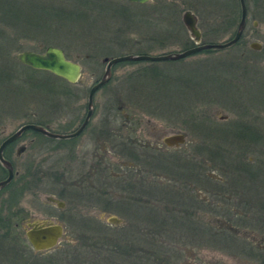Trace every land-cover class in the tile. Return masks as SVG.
I'll return each instance as SVG.
<instances>
[{
	"label": "rangeland",
	"instance_id": "rangeland-1",
	"mask_svg": "<svg viewBox=\"0 0 264 264\" xmlns=\"http://www.w3.org/2000/svg\"><path fill=\"white\" fill-rule=\"evenodd\" d=\"M214 1L153 0L137 4L126 0H6L4 6L9 11L0 17V75L4 77L0 82V143L28 121L47 124L50 129L60 132L78 127L87 111L89 89L104 74L105 58L136 53L140 47L148 48L150 55L170 51L177 53L190 48L195 39L182 21V15L187 10L197 16L196 26L201 33V43L228 40L237 24L230 26L228 23L216 22ZM253 20L257 22L255 28L252 26ZM244 34L245 41L238 45L220 50H204L178 60L116 63L109 83L94 94L93 113L80 136L64 140H51L31 132L21 136L16 147L26 145L27 149L15 157L16 168L24 175L30 164L28 162L34 161L37 166L32 170V179L37 181L39 175L42 176L41 170L49 174L47 177L46 174L42 176L38 182L39 189L32 188L31 192H27L23 206H27L26 202L31 199L30 193L46 196L54 192L65 203L66 212L60 211L58 220L66 227L59 248L47 253L44 258H28L30 264H38L34 261L43 259L39 264L157 263L145 256L140 257L129 244L134 232L130 223L138 221L142 222L139 225L146 224L143 221L150 216L142 212L135 213L136 220L132 209L139 200L135 199V195H130L134 191L127 194L117 185L119 177L116 173L122 169L118 167L115 142L111 143L102 136L104 118H108L112 124L113 133H117L126 124L125 114H128L131 122L136 123L142 117L141 124L136 126L146 133L143 137L153 132H157L161 139L171 133H184L188 144L178 151H171L172 163L173 160L184 162L183 156L194 153L193 146L199 137V122L217 131L222 128H241L245 135H253L254 139L247 141L248 136L246 139L232 140V137L223 138L224 135L219 132L215 137L204 136V145L201 144L200 148L207 149L202 154L204 165L201 166V172L220 181L219 186L225 192V197L219 200L224 202L222 207L226 204L235 206L236 210L241 208L231 201L238 195L231 189L239 190L242 183L247 185L251 181L258 189L252 188L249 194L244 190L247 198L258 197L264 200V18H250ZM149 37L153 38L147 39ZM247 40H257L262 44V49L252 50ZM48 46L63 49L67 59L81 66L82 74L78 82L70 83L48 71L33 69L16 58L19 52L29 50L42 53ZM135 95V100L139 102V112L137 106L126 104ZM120 102L124 106L117 108ZM153 107L154 112H157L155 115L144 111L153 110ZM228 132L230 130L223 131ZM150 139L153 140V137ZM248 142L262 143L263 148L248 151L238 146L247 145ZM240 161L246 164L245 168L238 165ZM256 162L262 164V167ZM172 163L168 164L170 177L165 170L151 171L154 173L153 182L159 181L161 185L167 186L176 183L178 186L181 180L186 181L175 174L188 172ZM235 163L242 169L239 170ZM174 166L177 168L173 169ZM189 171V174H195L196 170L190 168ZM5 175L0 166V180ZM194 180L195 177L191 180L193 186L190 193L197 198L203 191L200 186L197 187L199 192L196 191ZM18 181L19 178L12 186ZM52 185H56L55 191ZM0 190L2 201L7 189L2 186ZM160 197L155 199L151 209L156 210L155 229L162 218H168L167 231L161 236L166 247L162 242L159 247L156 244V247L150 248H165L162 250L167 252L169 249L170 254H177L171 264H210L209 261L217 258L225 264H256L260 260L257 257L263 255L254 249L257 246L264 249L262 213L252 214L250 224L253 227L248 225L246 230L238 233L247 237L242 242H249L253 253L238 257L213 250L206 243L201 254V249L195 246L196 216L194 218L186 213L187 208H194L197 202L193 203L186 198L180 202L177 198ZM37 199L40 200L39 196ZM69 213L74 215L72 221L78 224V228L64 223ZM205 213V222L218 225L215 216L221 214L213 215L209 209ZM63 215H66L65 218H62ZM109 217L118 218L120 222H110ZM230 219V224L224 222L223 225L229 226V231L239 230L232 226L236 225L237 220ZM179 222L182 223L181 231L184 233H181V238L173 234L176 232L174 228L181 229L178 227ZM154 233L157 240L160 233ZM25 240L22 229L14 230L9 226L0 228V244L3 248L9 246L12 249L18 245L21 255L26 259L25 255H32V252ZM116 244L122 245L119 250H116ZM199 255L208 262L203 260L201 263ZM108 259L113 260L112 263H108ZM160 264L167 263L162 260Z\"/></svg>",
	"mask_w": 264,
	"mask_h": 264
},
{
	"label": "flooded vegetation",
	"instance_id": "flooded-vegetation-1",
	"mask_svg": "<svg viewBox=\"0 0 264 264\" xmlns=\"http://www.w3.org/2000/svg\"><path fill=\"white\" fill-rule=\"evenodd\" d=\"M150 1H153V0H149L148 2H150ZM128 2H130V1H128ZM130 3H135V2H130ZM242 3H244V8H245V19H244L245 26L243 29V33L241 34V36L239 37L237 42H235L234 44H232L229 47H232L234 45H238L244 40V38H245L244 33H245V30L247 28V23L249 22L250 18H264V0H215L214 1L213 6H214V13H215L214 14L215 21L219 22V23H228L230 26L231 25L235 26L237 24L235 30L233 31V33L229 39L234 37L236 30H237V27H238V24L242 19V16H243ZM196 18H197V16H196ZM252 24H253L252 26H254L253 28H255V26L257 25V22H255V20H253ZM151 38H153V37H151ZM151 38L149 37L147 39H151ZM246 42L248 43L249 47L251 48V46H250L251 43L252 42H258V41L257 40H250V41L247 40ZM258 43L260 44L259 49H253V48H251V49L255 50V51H260L262 49V44L260 42H258ZM195 45H196V43L194 42L190 46V48L194 47ZM140 49H142V50H140ZM187 49H189V48H187ZM144 50H146V51H144ZM147 50H148V48L145 49V47H140V48H138V51L136 53L135 52H133V53L129 52V53L124 54V55L148 54L149 52ZM184 50H186V48L181 50V51H178V52H182ZM169 53H176V52H171V51L170 52H163V53L160 52V54H169ZM109 59H111V58H109ZM129 62H136V61H129ZM106 63L107 62L105 61V65H106ZM113 69H114V65L111 67V77L108 79V81L104 85L109 83V81L111 80V78L113 76ZM121 82L123 83V79L121 80ZM136 98H137V96L135 95L134 99L128 101L126 104L132 103L131 105L137 106L136 109L138 110L139 109V102L135 100ZM135 102L137 105L134 104ZM123 106H124V104L122 102H120V106L118 105L117 108L123 107ZM155 106H158V105H155ZM143 108H145V107H143ZM153 108H154L153 110H144V111L151 112L155 115V113H157V112H154L155 107H153ZM86 109L88 110L87 105H86ZM120 112H122V111H120ZM137 112H139V110ZM137 112H134V114H137ZM86 113H87V111H86ZM122 113L124 114V112H122ZM85 116H86V114H85ZM85 116L82 119V121L78 127H76L74 130L68 131V132H65V131L60 132L59 130H57V131L52 130L47 126V124H43L41 122L28 121L27 123H32V124H37V125L43 126L44 128H46L47 131H49L51 133L69 134V133L75 132L81 126V124L83 123V121L85 119ZM123 116L126 117V120H127L126 124H123L122 128L119 129L117 133L112 132L113 126H111L112 124L109 122L108 118L103 119V125H105V127H103L101 129V131H102L103 138L109 139L111 143L115 142L114 146L117 147L115 154L119 157L118 167H120L122 169L120 173H116V176L119 177L117 185L120 186L123 191H126L127 194L134 191L130 195H135L134 196L135 199L139 200L137 205H135L133 207L132 214H134L136 220H137V216L135 215V213L138 214V213L142 212V213L150 216L149 219H147L146 221H143L144 223L146 222V224L139 225V223H142V222L137 223L138 221H136L135 223H132V224L130 223V225L132 226L131 227L132 231H134V232H133V235L131 236L132 242L130 241L129 244H130V246H132L134 248V250H136L137 254L138 255L140 254L139 255L140 257L145 256L149 260H153L154 262H157L156 264H160L162 260H165V262L167 264L169 262H170L169 264H171L173 257H177V254H174V255L170 254L169 249H167V252H166V250L165 251L162 250L165 248H161L159 250L156 248H150V247H156V244H158V247L160 246V244H163L162 242H164V240H162L161 236L164 233H166V231H167L166 228H168V226H166V224H169V223H167L168 218H167V216H165L164 219L162 218V220L160 222L163 224L161 225L159 223L158 228L155 229V226H156L155 222L156 221H154V219L156 216V210L151 209V207H152V205H155V199H157V197H159V196L166 197V198H177L180 200V202L184 201L185 198L189 199V201H191L193 203H195V201L197 202V205L194 208H192V207L187 208L186 211H188V212H186V213L189 215H193L194 218L196 216L197 229L195 228L196 232L194 233L195 238H196L195 246L197 248L201 249V251H200L201 254L203 252V245L206 243L209 244V247L213 250L216 249L217 251H219L221 253H232L233 255H237L238 257H242L243 255L253 253L254 252V251H252L253 248L249 247V242L246 241L247 244L242 242L243 240H246L247 237H245L242 234L240 235L238 233L241 230H246V227L248 225L250 227H253L250 224V218H251L252 214H256V212H257V214L262 213L263 220H264V200H263V198L254 197V199H250V198H247L246 194L244 193L245 192L244 190H247L246 192L249 194V192H251L252 188L258 189V187L256 186L255 183H252V181H251L247 185H243V183H242V186H240L241 188H239V190H243V191H239L236 189L235 184L233 182H231L233 184V188L236 189V190L231 189V191H235V194L236 193L238 194L237 197L236 198L234 197V199L231 201H233L235 204H237L241 208H237V210H236L235 206L234 207H233V205L226 206V204H224L223 205L224 207H222L221 205L224 202L221 203L219 200L225 197V195H224L225 192H222L223 188L221 186H219L221 184L219 180H215L213 177H211V175L209 176V175L202 174L201 166L204 165V158H203L202 154H203L204 149H207V147L206 148L204 147V149L200 148L201 144L204 145V138H205L204 136L205 135H207L209 137L210 136L215 137L219 132L221 135H224L223 138L231 139L230 137H232V140H236V138H238V139L245 138L246 139L249 136L247 141L253 140L254 139L253 135H245L244 131L241 128H236V127L235 128L234 127L222 128V130L217 131V129L213 130L209 127H205V126H203L202 122H199L198 127H197V131L199 134L197 136H199V137L197 138V143H195V146H193L194 147V149H193L194 153L193 154L188 153L189 156H183L184 162H183V160H173V163H172L171 159H172L173 153L171 151H173V150L178 151L179 149L183 148V146H186L188 144L187 140H186V135L184 133H182V132L171 133V134L165 135L161 139L160 135L157 132H153V133H149L148 137H143L145 132L143 131V129L141 130L140 127L137 128V126H136L137 124H141L142 117H139L138 118L139 121L136 123L135 121L131 122V120H129L128 114H125ZM89 120H90V118H89ZM89 120H88L87 125L84 127V129L78 135L72 136L69 138H75L77 136H80L84 132V130L87 128V126L89 124ZM27 123H25V124H27ZM106 127H108V128H106ZM123 128H124V130H123ZM226 130H230V132L223 133V131H226ZM16 131L17 130H15L14 132L7 135L5 138H3V140H5L6 138H8L12 134H14ZM27 132H31L35 136L46 137V138L51 139V140L52 139H61V138H54V137L48 136L46 134L37 132V131L32 130V129H27V130L23 131L15 140H13L9 144H7L2 151L3 157L10 163L13 176H12V179L3 186V189H7L6 190L7 192L5 193V198H3L2 201L0 198V228H6L9 226V228H12L14 230L22 229L24 231V234H25L26 244L28 243V245L30 246L32 255L26 256L24 254L26 257V259H25L21 255V252H20L21 248L19 247L20 248L19 249L17 247L18 245L14 246L11 249L9 246L6 248H3V245L0 244V264H30V260H28V258L29 259L33 258V257H38V259L42 258V257L44 258V256L47 253L55 251L59 248V246H58L59 241L63 237V235L65 233V229H66L65 225L62 222L60 223L58 221L61 212L65 211V203L63 201H60L54 192L49 193L46 196H44L41 193H35V192L30 193L31 199L26 202L27 206H25V205L23 206V203L25 204L24 199L26 197L27 192H29V191L31 192L32 188L36 189V190L39 189L40 185L38 184V182H40L42 180L41 179L42 176H44L45 174H46V177L49 176V174L46 173V170L39 169L42 172V176L39 175L40 178H37V181L32 179V175H33L32 170L34 169V167L37 166L34 161L28 162V163H30L28 165L31 169H28L29 167L27 166V168L25 169L24 175L22 174L23 173L22 171H20L16 168L15 157L22 155V153H24L27 149L26 145L16 147V143L21 138V136ZM115 134H117V135H115ZM145 135H146V133H145ZM177 136H182L183 141H179V140L174 141L173 139H171V138H174ZM151 137H153V140L150 139ZM69 138H64V139H69ZM64 139H62V140H64ZM2 141H1V143H2ZM197 144H199V145H197ZM31 145H32V143H31ZM238 146H243L248 151L255 150L256 148H259V147H260V150L263 148L262 143L256 144V143H252V142H248L247 145L238 144ZM28 148H29V146H28ZM211 149H213V148H211ZM103 150L107 151L105 148ZM193 156H194V158H193ZM214 156H215V152L213 151L212 157H214ZM161 157H163V158H161ZM241 161L239 162L238 165L243 166V167H244V165L246 166V164L242 163ZM169 163H172L173 165L177 164L176 166L178 168H180L182 170L184 169L186 172H188V173L183 172L181 175L175 174L176 176H180L182 178H185L186 181L181 180L180 181L181 184H179L178 186L176 183H175V185L171 186V184H170L169 186H167V185H161V183H159V181H156V183L153 182L154 179L152 180V177L154 176V173L151 171H153L155 169L165 170L167 172V176L170 177L171 172L169 171V165H168ZM256 163H257V165L259 164L258 162H256ZM190 164H192L193 166L191 167ZM238 165H237V167L239 168V170H241L242 168L239 167ZM0 166L2 167V169L6 173L5 177L1 178L0 181H2L3 179H5L7 177L8 170L5 167H3L1 165V163H0ZM259 166L262 167V164H259ZM177 167L174 166L173 169H176ZM256 167L258 169V166H256ZM190 168H193L196 170L195 174H193V172L189 174ZM258 170L260 172L262 171L261 168ZM22 176H24L25 178ZM194 177H195L194 181L196 183V191L199 192V189L197 188L199 186H200L201 191H203L202 192L203 195L202 194L197 195L198 196L197 198H195L194 195L190 193V189L193 186L191 184V180H192V178L194 179ZM18 178H19L18 183H16L15 186H12V184H14V181L16 182L18 180ZM55 179H56V177H55ZM245 179H247V178H245ZM254 181L256 182V179H254ZM214 184H215V187H213ZM9 186H12V187H10L8 190ZM238 187H239V185H238ZM242 187H243V189H242ZM209 188H211V189H209ZM230 188L231 187H229V189ZM52 190H54V191L56 190V185L55 186L52 185ZM209 194L212 195V197H210ZM37 196H39L40 200L37 199ZM189 196H191V197H189ZM215 196L220 197V198L219 199H213V197H215ZM162 197H160V198H162ZM43 198L45 200H43ZM229 199H230V197H229ZM257 201L260 204V206H258ZM28 202L30 203L29 206H28ZM206 202H208V203H206ZM215 202H216V205L213 206V204ZM183 204L184 203H182L181 205H183ZM138 205H140L141 207ZM225 208H226V210H225ZM180 209H182V208H180ZM180 209L178 208L177 210H180ZM207 209L211 210V213L213 215H220V214L222 215V216H215V221L218 225L205 222V216H206L205 211ZM218 210H221V212H219ZM64 213H66V212H64ZM43 215H45V217H43ZM68 215H69L68 219L66 221H64V223L67 222L68 225L71 224L73 227L78 228V224H76L75 222L72 221L73 220L72 218L74 217V215H70V213ZM65 216L63 215L62 218H65ZM109 218H111V217H109ZM109 218H108V220H109ZM226 218L228 221H226ZM230 218L237 220L236 225H232V224L231 225L234 226L235 229H239V230H230V231H235L236 233H231L228 230V229H230V227L223 225L224 222H227L230 224V221H231ZM179 219H181V218H179ZM118 221L120 222V219H118ZM56 225H60L63 228V234H62L61 238H58L57 242L52 247L46 248V249H36L30 243V241L28 239V232L36 229L37 227L38 228L39 227L48 228V227H53ZM113 225L117 226L116 223H114ZM206 226H208V227H206ZM223 226H225V227H223ZM240 226H241V229L239 228ZM178 227H181V229L174 228V231H176V232L173 234L175 237L181 238V233L184 234L183 231H181L182 230V223L181 222H179ZM216 228H219V229H216ZM210 229L212 230L211 232L209 231ZM155 231H157L158 234L160 233V236L157 237L158 238L157 240H156V237H154ZM115 246L117 247L116 250H119L122 245L116 244ZM164 246L166 247L165 242H164ZM254 249H256L257 251H260V253H263V255H260L257 257V258L260 257V260L256 261L257 262L256 264H264V249H260L258 246H257V248H254ZM162 254H164V255H162ZM160 255H162V256H160ZM51 258H53V257H51ZM199 258H201V260H200L201 263H203V260L206 263L208 262L207 260L204 259V257L202 255H199ZM43 260L42 261L38 260V261H34V262H38V264H39V263L43 262ZM106 261H108V263H112L113 260L108 259ZM209 262H210V264H225L224 261L219 259V258H217L215 261L211 260Z\"/></svg>",
	"mask_w": 264,
	"mask_h": 264
},
{
	"label": "water",
	"instance_id": "water-1",
	"mask_svg": "<svg viewBox=\"0 0 264 264\" xmlns=\"http://www.w3.org/2000/svg\"><path fill=\"white\" fill-rule=\"evenodd\" d=\"M127 1L143 4V3H147L149 0H127ZM242 8H243L242 19L238 24L234 37L229 40L223 42L200 43L201 34L196 26L197 18L191 11L187 10L182 15V21L186 26V28L188 29V31L190 32L192 38L195 39L196 45L194 47H191L189 49H186L178 53H169V54H160V55H148V54L122 55V56L113 57L111 59L105 58L104 61H106L107 63H106L104 75L100 78V80H98L90 87L88 92V101H87L88 110L83 123L75 132L69 134L51 133L47 131L46 128H44L43 126L27 123L20 126L14 134H12L11 136H9L8 138L2 141V143L0 144V163L8 170V175L4 180L0 181V187L8 183L13 176L10 163L3 157L2 151L7 144L15 140L23 131L27 129H32L37 132L46 134L48 136L54 138H61V139L78 135L87 125L88 120L93 113L92 104H93V97L95 92L108 81L111 75V67L113 65L123 61L156 62V61L178 60L204 50L225 49L231 46L232 44H234L235 42H237V40L243 33V29L245 26L244 3H242ZM250 46L253 49L260 48V44L258 42H252ZM16 58L20 63L24 65H27L34 69L49 71L55 76L64 78L65 80L71 83H75L79 81L82 74L81 66L77 62H73L67 59L63 52V49L54 46L46 47V49L42 53L25 50L19 52L16 55ZM171 139H173L174 141L177 140L183 141L182 136H177ZM109 221L117 222L118 219L115 217H111L109 218ZM62 234H63V228L60 225H56L48 228L37 227L36 229L28 232V239L36 249H46L52 247L57 242L58 238L62 237Z\"/></svg>",
	"mask_w": 264,
	"mask_h": 264
},
{
	"label": "trees",
	"instance_id": "trees-1",
	"mask_svg": "<svg viewBox=\"0 0 264 264\" xmlns=\"http://www.w3.org/2000/svg\"><path fill=\"white\" fill-rule=\"evenodd\" d=\"M16 1V0H15ZM4 2H6V0H0V17H3L2 15H3V13L4 12H7V11H9V9L7 8V7H5L4 6ZM2 14V15H1ZM1 31V30H0ZM208 51H210V50H208ZM0 82H2L3 81V76H1L0 75Z\"/></svg>",
	"mask_w": 264,
	"mask_h": 264
}]
</instances>
